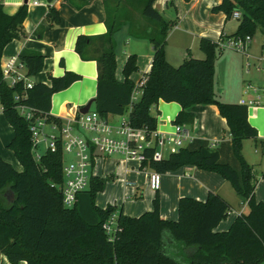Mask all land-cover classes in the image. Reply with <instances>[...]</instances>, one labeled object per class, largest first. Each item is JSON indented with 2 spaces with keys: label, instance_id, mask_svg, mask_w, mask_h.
I'll use <instances>...</instances> for the list:
<instances>
[{
  "label": "trees",
  "instance_id": "1",
  "mask_svg": "<svg viewBox=\"0 0 264 264\" xmlns=\"http://www.w3.org/2000/svg\"><path fill=\"white\" fill-rule=\"evenodd\" d=\"M51 3L53 0H47ZM81 7L90 0H71ZM108 31L98 36L79 35L76 51L83 60H96L98 68L96 110L104 117L125 114L135 87L131 75L138 69L137 55H129L124 66L125 80L116 78V42L114 34L129 22L130 34L145 37L153 46V60L148 80L140 98L129 111L136 128H157V117L151 109L160 100L176 101L181 110L175 124L191 125L193 104H215L226 119L230 140L212 147L206 139L194 138L178 152L162 160L151 156L143 165L160 173L176 170L186 164L222 175L238 195L248 203L249 212L239 214L227 230L216 231L228 217L231 203L218 192L210 191L205 200L183 196L179 200L178 218H163L157 193L154 207L139 216L121 211L117 232L109 238L104 223L116 212L115 206L100 208L96 193L104 189L108 178L93 176L89 187L80 192L73 207H66L58 185L63 181V152L45 151L39 160L32 152L28 121L19 114L16 95L24 92L22 82L11 87L4 79L2 56L14 39L27 36L24 21L28 6L24 4L13 15L4 12L0 3V102L14 129L9 142L22 170L18 171L0 155V256L11 263L27 264H264V201H257V180L254 164L243 154L245 139H253L264 154V140L248 119V107L220 100L214 88L215 63L222 51L218 41L200 38L205 56H189L179 66L166 57L169 30L176 20H168L154 7L155 0H104ZM141 6L140 15L151 23V30L138 27L134 7ZM231 19L235 10L241 12L239 25L232 36L253 35L258 28L264 33V0H222L213 8ZM55 24L61 23L59 12L50 8ZM42 34V27L37 31ZM264 47V43H263ZM18 58L25 64L29 77L44 67L45 55L23 49ZM81 76L66 71L62 76L50 75V84L36 82L26 90L22 103L39 112L50 113L52 96L72 85ZM58 122L61 118L49 116Z\"/></svg>",
  "mask_w": 264,
  "mask_h": 264
},
{
  "label": "crops",
  "instance_id": "2",
  "mask_svg": "<svg viewBox=\"0 0 264 264\" xmlns=\"http://www.w3.org/2000/svg\"><path fill=\"white\" fill-rule=\"evenodd\" d=\"M0 0L4 12L13 15L21 6L27 4L28 15L24 21L27 36L22 39H14L4 49L2 64L11 57H18L23 49L41 52L45 55L44 67L37 75L30 79L36 82L50 84V75L58 77L66 71L78 73L81 78L68 88L55 93L52 96V108L50 114L61 119L76 115L82 106L90 100H94L97 94L98 68L96 60H83L76 51V41L79 35L98 36L108 31L107 9L104 0H90L81 7H77L71 0ZM222 0H155L154 7L168 20H176V24L169 30L166 43V57L168 61L179 66L189 56L203 58L205 54L200 49V38L207 37L218 41L232 36L239 25L238 19H229L223 11H214ZM56 9L61 16V23L55 24L50 15V8ZM141 6L134 7V18L138 27L151 30V23L140 15ZM237 21L234 27L229 25ZM42 27V34L38 35V29ZM231 31L228 32L229 28ZM116 42V78L123 82L124 66L131 54L137 55L138 69L132 73L134 83L140 81L143 75L151 71L153 60V46L149 39L130 34L129 22L124 23L114 34ZM222 50L215 63L214 88L217 97L224 102L240 103L241 99L254 101L247 105L248 119L258 131V139L264 140V74L262 67L257 66L254 72L245 69L251 66V56L231 50ZM262 55L264 47L262 45ZM264 60V58L262 57ZM260 67L261 69H258ZM27 73V69H24ZM91 107L95 108V102ZM157 113V130L163 133H171L174 130V120L181 110V105L176 101L166 102L160 100L155 107ZM128 111L123 115H129ZM194 114L191 125L184 124L191 132L193 138L206 139L210 144L220 145L223 141H229L230 130L226 119L220 114L215 104H193L188 109ZM122 115H113L109 118L118 121ZM14 137V129L4 113L0 114V155L10 162L18 171L22 165L15 153L8 148L9 142ZM253 141L255 148L258 146L253 139H245L243 142V154L246 160L254 165V174L257 180L255 198L264 201V166L259 152L251 155L245 147L246 141ZM215 146V147H216ZM124 159V158H123ZM261 160V163L259 162ZM123 164V165H122ZM149 171L144 169L137 161H119L117 158L104 157L95 162L94 176L108 178L106 190L119 200L128 199L130 205L125 209L124 203L120 210L115 204L117 216L121 211L130 216H139L154 207V199L159 194L160 214L163 218L176 220L178 218L179 200L183 196L205 200L210 191L218 192L225 197L231 205L230 219L224 223L221 221L216 231L227 230L240 213H248L249 206L246 201L236 207L230 200V194L236 191L233 186L219 173L200 169L192 164H186L176 170L161 173V186L159 190H153L149 185ZM124 177L123 187L117 191L114 189L115 180ZM121 182V181H120ZM232 187V189L230 188ZM123 188V189H122ZM237 193V192H236ZM234 195V194H233ZM237 199L243 201L240 195ZM224 223V224H223ZM0 264L11 263L4 254L0 256ZM16 264H27L20 261Z\"/></svg>",
  "mask_w": 264,
  "mask_h": 264
},
{
  "label": "built area",
  "instance_id": "3",
  "mask_svg": "<svg viewBox=\"0 0 264 264\" xmlns=\"http://www.w3.org/2000/svg\"><path fill=\"white\" fill-rule=\"evenodd\" d=\"M33 3L37 4L38 0H34ZM231 18L240 19L241 12L235 10ZM251 40V35L229 36L218 40V45L222 50L233 49L248 55V45ZM24 69H26L25 64L15 56L2 64L3 76L9 86L23 83L24 92L17 94L15 98L19 102L17 105L19 114L28 121L35 159L39 160L47 150L55 151L61 148L63 152V181L58 188L66 207H73L79 193L89 187L94 176L95 162L100 158L114 155H119L126 161H137L144 169H150L149 185L153 190H159L161 173L148 168L143 163L150 156L154 160H162L170 153L178 152L194 139L184 124H174L171 133L160 132L157 128L153 130L136 128L131 124L129 115H122L118 121H113L109 117L102 116L93 107H90L86 113H81L79 110L75 116L61 119V123L50 119V113L39 112L31 105L21 102L27 98L26 90L35 84ZM147 80L148 74H145L135 83L130 109L140 98ZM253 103L255 102L240 100V104L246 106ZM3 112L4 107L0 102V114ZM211 146L215 147L216 144L213 143ZM41 147L44 150H41ZM66 157L69 158L67 161ZM117 217L115 212L104 223V229L110 239H113L117 232Z\"/></svg>",
  "mask_w": 264,
  "mask_h": 264
},
{
  "label": "rangeland",
  "instance_id": "4",
  "mask_svg": "<svg viewBox=\"0 0 264 264\" xmlns=\"http://www.w3.org/2000/svg\"><path fill=\"white\" fill-rule=\"evenodd\" d=\"M237 21L233 20L232 23H230L229 25L233 26L234 27V24L236 23ZM230 29H233V28H229L228 32H230L231 30ZM264 43V33L262 32V30L260 28H258L256 30V32L252 35V40L251 42L249 43L248 45V52L251 56L253 55H256L257 56V59L256 60H253L252 57H250V63H251V66H247V64L245 63V71L250 69L251 72H254L256 69L257 66L260 65V67H262V74H264V60L262 59L263 55H262V45ZM231 50L233 49H226L225 51L226 52H230ZM236 51V50H234ZM257 71V70H256ZM152 111L153 113H157L155 107L152 108ZM245 147H246V150L251 154V155H255L259 152L260 155V158H261V155H262V165L264 166V154L262 153V150L260 148V146H257L255 148V145H254V142L249 140V141H246L245 143ZM41 150H44L43 147H41ZM113 158H117L119 161H124V159L119 156V155H114ZM69 158L66 157V161L68 160ZM261 160L259 161L261 163ZM123 165V164H122ZM259 165V164H258ZM258 165H255V167H257ZM115 180V186H114V189L117 191L118 189H121V186L123 187V182H124V177H118L117 179H114ZM121 181V182H120ZM228 181V180H227ZM229 182V181H228ZM229 186H232L231 183L229 182ZM107 185V184H106ZM104 187V189L98 191L96 193V197H95V202H96V205L99 206L100 208H106L108 207L109 205H112V206H115L114 203L117 204V209L120 210V206L122 203H124V207L125 209L128 208V205H130V200L128 199H124V200H119L118 198H115L112 196L111 192H109V190L107 189L106 190V186ZM232 189V187H230ZM123 189V188H122ZM234 194V195H233ZM236 191H231V196H230V200L233 201L234 205H237L236 207L239 209V207H241L243 205V202L244 200L240 203V200L237 199V195H236ZM231 203V202H230ZM233 208V205L231 207V210ZM231 215H228V217H226L224 219V223H226L229 219H230ZM223 223V224H224Z\"/></svg>",
  "mask_w": 264,
  "mask_h": 264
},
{
  "label": "water",
  "instance_id": "5",
  "mask_svg": "<svg viewBox=\"0 0 264 264\" xmlns=\"http://www.w3.org/2000/svg\"><path fill=\"white\" fill-rule=\"evenodd\" d=\"M93 102H94V100H90L87 104H85L84 106H82L80 108V112L81 113H86L89 110V108L91 107V105H92Z\"/></svg>",
  "mask_w": 264,
  "mask_h": 264
}]
</instances>
